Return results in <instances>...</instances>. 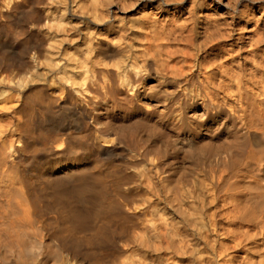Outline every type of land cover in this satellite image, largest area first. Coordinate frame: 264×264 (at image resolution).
<instances>
[{"label":"bare ground","instance_id":"6f19581e","mask_svg":"<svg viewBox=\"0 0 264 264\" xmlns=\"http://www.w3.org/2000/svg\"><path fill=\"white\" fill-rule=\"evenodd\" d=\"M39 1L41 0H5V10L0 11V19L4 21L0 22V36L1 32L12 36L23 34L24 37L17 40L23 52L35 47L30 41L32 33L31 36H27L29 33L26 35L27 25L41 28L38 25L43 15L36 8ZM109 1H105L107 14L110 13ZM119 1L128 11L140 8V16H123L116 21V25L109 20L103 33L108 37L89 36L84 54L89 55V52L95 51V56L86 57V61H89L92 76L101 83L102 90L97 93L98 102L94 104V113L90 116L92 123L88 122L89 112L79 107L70 90L56 82L50 85L46 82L34 83L35 79L30 75L18 83L19 87L14 88L20 99L16 107L6 110L11 118L17 117L11 124L13 129L9 136L6 133L0 136V174H3L6 163H10V167L6 169H14L10 180L17 188L7 193L4 209L0 212V264H38L44 251L56 254L66 251L70 264H111L108 259L110 257L106 256H113L122 248L126 255L120 264H168V259L174 264H183L200 247L198 240L203 236L201 230L198 233L197 225L199 223L200 229L205 227L202 220L207 202L191 189L186 190L185 200L168 197L164 201L165 205L173 207L172 214L178 217V221L166 223L163 218L160 225L145 227L131 243L124 223L127 224L144 209L141 204L143 201L140 204H135L134 201L133 204L126 196L129 194H117L112 199H107L102 170L90 172L88 166H77L71 162L60 165L65 173L60 175L57 189L63 194L62 198H67L71 203L67 222L69 226L65 228L72 233L70 238L62 232L57 235L48 227L42 210L46 207L39 204L38 191L32 186L36 173L39 172L40 176V172L46 169L40 165L29 169L36 150H40L41 155L64 154L74 146L79 148L84 140H89L84 143L86 147L83 152L88 153L91 162L95 163L117 150L121 136L117 129L109 126L112 123H109L110 119L108 122L102 121L100 115L108 103L106 97L123 91L122 87L129 85L130 89L135 88L133 96L137 98L141 93L139 90L145 87L144 83L157 76L163 80L164 85L176 83L175 93L169 96L166 94L165 101L187 99L186 84L189 78L178 70L170 69L169 72L167 68L168 60L176 52L170 48L180 40L188 39L195 28L194 12L198 5L193 0ZM246 6V3L241 8L234 6L227 20L214 19L204 23V29L209 30V41L214 44V57L210 59L209 73L200 81L202 96L198 104L203 112L200 114L204 120L208 119L215 125L218 135L222 132L230 134L225 150L228 149H221L225 155L221 160L227 159V172L224 169L214 172L211 176L212 184H209L214 189L212 194L219 202L217 207L224 221L219 232L229 243L223 253L225 264H264V23L260 19H254ZM18 11L23 12V20L14 21L12 17ZM67 25L70 26V23ZM72 28L73 31H78L76 27ZM111 34L114 35L113 38L110 37ZM78 35L83 36V33ZM0 60L6 64L10 59L0 53ZM127 67L137 71L130 73ZM144 69L147 73L142 74ZM104 73L109 79L107 83L100 81L101 76L104 78ZM68 79L70 78L67 81ZM85 79H88L86 74L82 77V80ZM114 82L117 86H114ZM143 95L146 100H152L151 93ZM175 95L178 97L175 98ZM192 112L191 115L195 114ZM14 137L19 146L12 143ZM148 141L136 140L135 148L137 152H141L140 159H144L149 152ZM6 151L9 160L3 158ZM159 160L158 158L152 167L155 171L163 172ZM137 161L133 160L134 163ZM244 180L253 187L259 185V190L251 185V188L245 187L250 190L248 198L242 184ZM132 184L127 190L138 191L140 186ZM148 187L150 190V186ZM153 190L151 187V191ZM212 190L210 188L209 191ZM250 194H254L253 200ZM256 198H260V201ZM105 203L113 210L112 213L105 212L108 209L102 206ZM107 240L110 241V247L105 251L102 242ZM162 254L167 258L163 259ZM174 258L177 260L174 261ZM200 260L203 263L202 259L197 258L195 263L190 261L187 264H200Z\"/></svg>","mask_w":264,"mask_h":264},{"label":"rangeland","instance_id":"374dc122","mask_svg":"<svg viewBox=\"0 0 264 264\" xmlns=\"http://www.w3.org/2000/svg\"><path fill=\"white\" fill-rule=\"evenodd\" d=\"M105 1L108 2V0L39 1L36 4V8L43 15L38 25L41 28L37 29L32 24L27 25L28 30L26 35L28 33L30 35L28 34L27 36H31V33L32 36L34 35L30 37V41L35 47L26 52H23L17 44V40H21L24 37L23 34L12 36L9 33L1 32L0 53L10 60L6 64L1 63L0 60V136H3L2 134L4 133L9 136L10 131L13 129V125L11 126V124L14 123V119L17 117L12 116L11 118V115L6 114V110L16 107L20 99L19 94L16 95L17 92L14 88L19 87L18 83H21L24 77H29L30 75L35 79L34 83L44 82L45 84L46 82L47 85H50V83L56 82L57 85L69 89L79 107L89 112L88 122L92 123L90 116L94 113V104L98 102L99 96L97 93L102 90H100L101 83L94 78L95 76H92L89 61H86V57L95 56V51L89 52V55L84 54L89 36L99 35L101 37H108L107 34L103 33H105L104 31L107 29L110 21L115 22L113 24L116 25V21L123 16L125 18H137L140 16V8L128 11L119 0L109 1L110 13L108 12L107 14ZM3 2L5 0H0L1 12L5 10ZM193 3L198 5L194 12L196 15L195 28L188 39L185 40L184 38L174 45L175 47L170 48V50L176 52L172 55V59L168 60L169 68H167L169 72L170 69L173 71L178 70L182 75L189 78L186 84L187 99H175L173 102L172 99L165 101L166 94L169 96L171 93H175L176 83L164 85L163 80L157 76L150 78L144 83L145 87L139 90V93L140 91L141 93L137 98L133 96L135 88L130 89L129 85L122 87L123 91L106 97L108 103L105 105L106 107L104 106L105 110L103 114L100 115L103 118L102 121L108 122V119H110L109 123H112L109 126L117 129L121 136V141L116 146L117 150L113 154L101 157L97 163L91 162L88 153L83 152L86 147L84 143L89 142V140H84L82 142L83 145L79 148L74 146V148L64 154L41 155L39 154L40 150H36L33 154L29 163V169L33 166V169L35 167L38 168V165L46 169L43 172L41 171L42 173L40 172L42 174L40 176L39 172L36 171L37 173L32 179V186L35 191H38L36 193L39 195V204L42 207H46L42 209L45 214V222L57 235L62 232L68 238L72 236V233L65 229L66 226H69L67 222L69 220L71 203L66 200L67 198H62L63 196L61 195L63 194L57 189L58 179H60V175L62 176L65 173L64 170L62 172L63 166L60 167V165L64 164V162H71L77 166H88L90 172L96 173L97 170H102V175H104L103 177L106 181L105 195L107 199L110 200L117 194L120 196L121 194H129L126 196L129 197L128 200L130 202L136 201V204L143 201L141 204L144 205V209H141L139 214L132 217L127 224L124 223L127 227L128 239L131 243L135 241L136 236L140 235L145 227L160 225L163 218L166 223L171 222V220L172 222L178 221V217L172 214L173 207L169 204L165 205L164 201L166 198L180 197L185 200L187 199L185 192L190 189L196 194L199 193L198 195L202 196L205 199L204 201L209 204L205 202L206 205L203 209L202 222H205V227L203 226L200 229L199 223L197 225L199 226L198 233L201 230L203 236L202 239L198 240L200 247H197L194 250L195 252H192L191 258L187 262L191 261L195 263L196 259L199 258L203 261L202 263L200 260V264H225L223 263V253L226 247L229 246V243L219 232V230L221 231L220 226H223L224 221L217 207L219 202L215 199L214 194H212L214 193V189L209 184H212L213 180L211 176L214 172L223 169L227 172V159L224 162V158L222 160L221 158L225 157L222 151L228 149L225 150L226 146H228L227 139L229 140L230 134L222 132L223 134L219 133L218 135L215 132V125L208 119L204 120L202 114H200L203 113L198 104L202 96L200 81L209 73L210 59L212 60L214 57V44L209 41V30L204 29L206 26L204 23L207 20L213 21L214 19L227 20L231 16L233 8H241L245 3L248 6L246 8H248V11L250 10L249 12H251L254 19H260L264 23V0H193ZM186 5L189 6V3H186ZM21 13L23 12L18 11L12 19L14 21L23 20V14ZM2 20L0 19V22H4ZM68 23H70V26L67 25ZM72 27H76L78 31H73L74 28ZM79 33H83V36L78 35ZM110 37L113 38L114 35L111 34ZM113 46L116 45L113 44ZM21 52L23 53L20 54ZM127 68L130 73L137 71L135 69L132 70L130 67ZM84 73L88 76V79L82 80V77L85 76ZM144 73H147V70L144 69L142 74ZM103 75L104 78L101 76L100 81L107 83L109 80L108 76L105 73ZM68 77L70 79L67 81ZM177 77L179 78V76ZM114 86H117L115 82ZM144 93H151L152 100H146L143 97L145 96L143 95ZM176 97L178 95H175ZM190 102L192 104H189ZM192 111L195 114L191 115ZM197 114L198 116H196ZM139 139L149 140L147 147L149 152L144 159L139 158L141 152H137V148H135L136 140L138 141ZM12 141L14 145H20L15 141V137ZM221 149L223 150L221 151ZM3 158L10 159L8 151L3 155ZM158 158L160 159V167L163 172L155 171L154 167H152ZM136 159L138 161L134 163L133 160L136 161ZM6 167H10V163H6ZM6 167L3 174H0V212L4 209L3 206L7 193L17 188V185L12 184L10 180L14 169H8L10 173ZM169 171L171 174H169ZM245 181L243 182L249 186L241 183L245 189L244 191L247 193L246 198H248L250 190L245 187L251 188L252 184ZM132 183L140 186L138 191L135 190L133 192L131 190V192L127 190ZM148 186H150V190ZM258 186L254 185L252 187L259 190ZM151 187L154 188L153 191H151ZM210 188L213 190L209 191ZM41 194H43V197ZM250 195L253 196V200L254 194ZM257 201H260V198ZM102 206L108 207L105 212H113L107 203ZM98 219L99 217H97ZM47 242L51 241L47 240ZM102 244L105 251L106 248L110 247L109 240L103 241ZM43 250H46V248ZM189 251L191 254V250ZM66 253V251L58 254L44 251L42 257H40L41 262L37 263L70 264L67 261L68 255ZM124 255L126 253L123 252L122 248V250L116 251L113 256L109 254L106 257H110L108 259L111 264H120ZM161 256H163V259L167 258L164 254ZM176 260L174 258V261ZM187 262L184 261L183 264H187ZM167 263L174 264L170 259L167 260Z\"/></svg>","mask_w":264,"mask_h":264}]
</instances>
